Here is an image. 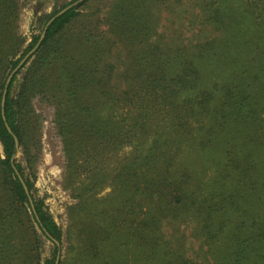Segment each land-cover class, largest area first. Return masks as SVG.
Here are the masks:
<instances>
[{
    "label": "rangeland",
    "instance_id": "374dc122",
    "mask_svg": "<svg viewBox=\"0 0 264 264\" xmlns=\"http://www.w3.org/2000/svg\"><path fill=\"white\" fill-rule=\"evenodd\" d=\"M85 1L0 0L1 13L11 14L10 21L2 23L7 34L0 53V80L7 75L8 62L19 59L33 39L40 37L51 16ZM76 10L77 18L54 41L40 47L17 73L12 90L13 98L19 96L24 128L16 160L24 181L31 183L32 199L43 203L61 229L59 264H180L185 259L216 264L206 253L196 233L197 217L191 214L183 213L182 219L172 221L142 208L139 217L130 214L126 218L128 231L122 234L120 169L129 161L136 141L122 135L132 128L124 123L128 103L121 97L137 86L136 81L125 82L122 73L125 68L135 74L144 63L138 50L140 54L148 48H158L162 58L172 63L171 57L180 54L175 73L190 70L195 77L197 72L201 75L199 90L207 95L214 92L213 107L224 126L220 139L232 140L231 154L242 149L252 157L262 187L261 210L254 205L248 185L234 184L231 193L236 197L250 194L245 199L252 204L246 207H251L249 213L229 218L245 221L242 232L246 235L257 231L254 222H262L264 232V0H88ZM140 10L150 14V34L131 42V34L122 35L121 30L137 25L134 16H140ZM150 54L147 52V59ZM148 67L152 70L153 64ZM69 75L80 85L71 84ZM74 87L79 101L69 90ZM110 89L118 96L105 99L101 92ZM177 94L180 101L199 98V93ZM148 104L159 109L162 101ZM157 120L155 114L154 122ZM153 130L149 127L138 133L149 136ZM196 148V142L184 145L179 157L191 159ZM4 157L0 142V160ZM202 160L204 157L196 159L197 166H193L202 167ZM236 162L238 159L227 165L223 159L221 164L227 170ZM215 173L213 168L195 173L194 190L200 196L217 185ZM8 186L0 169V264H42L52 259L53 244L43 237L31 210L6 198ZM212 192L224 190L214 188ZM154 227L162 234L156 243L165 244L160 248L168 251L166 260L158 257L153 261L150 244L143 249L149 258L139 260L141 251L134 240L143 235L147 239L148 230ZM127 241L130 243L125 245ZM263 247L262 238L264 258ZM215 253H221L218 246Z\"/></svg>",
    "mask_w": 264,
    "mask_h": 264
},
{
    "label": "trees",
    "instance_id": "16d2710c",
    "mask_svg": "<svg viewBox=\"0 0 264 264\" xmlns=\"http://www.w3.org/2000/svg\"><path fill=\"white\" fill-rule=\"evenodd\" d=\"M87 1L83 2L79 7ZM79 7L70 9L48 27L41 47L49 41H54L65 30V27L77 18L76 9ZM142 11L140 10V14ZM10 19L11 14H2L0 11V53L4 37L7 34L2 23L7 20L10 21ZM150 19V14L134 16L137 25L131 30L122 29V35L131 34V42L138 41L141 36L147 38L151 30L150 24H148ZM38 39L39 37L33 39L19 59H12L8 62L7 75L3 80H0V142L5 156L4 159L0 160V169L3 170L5 182L7 185L9 184V190L5 191L6 198L9 200L15 199L31 210L32 219L43 237L53 244V258L46 260L42 264H55L60 247L56 246L52 239L58 241L61 245V229L52 217L45 212L42 202H37L33 199V212L28 196L13 168L15 167L23 178L21 164L16 159L12 162L17 154V148L14 137L5 126L2 114L4 110V118L13 135L18 138L21 147L24 128L20 119L19 96L14 98L12 96L17 74L8 87L4 109H2V98L8 76L18 65L19 61L35 46ZM147 52H151L148 59ZM147 52L139 54L138 50V55L142 57L141 59L144 63L138 66L135 74L128 72L125 68L122 73V79L125 82H137L136 90H133V92L127 90L123 92V97H121L122 100L128 103L126 105V114L123 116L126 117L125 119L123 118L124 123H128L129 128H132L130 131L123 132L122 135H126L124 136L125 138H134L136 141L129 161L120 169L121 203L125 217L122 234L128 231L126 230V218L130 214L135 216V218L139 217L142 214V208H145L148 213H155L156 217L159 214L160 219L171 218L173 219L172 221L182 219L180 218L181 215L187 213L188 217L190 214L197 217L199 222L197 221L196 233L202 239L206 253L212 260H216V264H264V258L262 257V238L264 239L262 222H254L252 226L257 231L246 235L242 232L245 227V221L236 220L237 214L250 212L251 207L247 210L246 207L251 206L252 200L247 201L245 199L250 194L244 193L243 196L238 194V197H236L235 194L231 193V189L236 185H248L251 189V196H254V205L262 210V187L259 186L260 180L257 178L259 171L257 172L256 166L252 163V157L245 155L242 149L235 155L231 154L230 152L234 150L232 140L225 141L220 139L219 136L224 126H222L223 123L220 122L216 109L213 107L214 92L207 95L203 89L199 90L200 80L198 78L201 75L195 72L196 76L192 77L190 70L177 71V73L181 72V74H186L185 76L190 75L192 77L189 78L187 76L182 79L174 70L175 66L181 62L180 54H175L171 57L172 63L167 58H162V52L158 48L153 50L148 48ZM155 57L163 59L164 63H158L154 59ZM146 64L148 66L153 64L152 70L148 66L146 67ZM173 76L174 78H171ZM69 80L71 84L80 85V82L74 76L69 75ZM69 90L74 93L76 101H79L77 87ZM114 90L110 89L108 92L104 90L101 94L105 99H114L118 96L116 92H113ZM179 92L182 94L186 92L199 93V98H187L184 101H180V95L177 94ZM157 99L162 101L159 109L150 108L149 104L146 105V103L155 102ZM177 101H180V103L178 104ZM142 103L143 106L141 105ZM85 111H87L86 108L84 109ZM155 114H158L156 122H154ZM206 118L208 119L205 121ZM149 127H154L153 133L149 136H143L138 133L145 131ZM132 131H134L133 135L130 133ZM186 137L193 138L190 142L197 143V148L193 150L196 155L191 159L183 155L181 158L179 157L183 152L181 150L182 147L190 143L186 140ZM185 142L186 144H184ZM192 147L191 144L188 149ZM184 155L186 156V153ZM202 157L205 159V161L202 160L204 162L201 165L202 167H196L197 165L194 161L202 159ZM223 159H226L227 165H230L228 161H235L236 159H238L239 163L236 162L234 167L232 166V168L226 170L221 164ZM204 168H213L214 173L216 172L213 179L217 183V185L213 186V189L224 190V193L212 192V189L202 197L194 190L197 188L193 183L195 175L203 172ZM25 184L32 197L31 183L25 181ZM226 191H229V193L226 194ZM231 216L236 219H230L229 217ZM159 223L160 220L157 218V224L159 225ZM228 227L229 229L226 230ZM144 236L134 240L141 251L138 252V259L149 258L147 250L143 249L148 248L150 244L153 249L149 250V252L153 253L154 256V258L153 256H150V258L154 261V259L159 257V260L165 261V254L168 251L160 248V245H165L161 243V240H159V244L156 243L157 239H162V234L158 233V229L154 227L152 230H148L147 239ZM152 238L155 240L152 241ZM128 243L130 241H127L125 245ZM217 246L220 248L221 253L213 254ZM180 264L196 263L185 259L183 262L181 260Z\"/></svg>",
    "mask_w": 264,
    "mask_h": 264
},
{
    "label": "water",
    "instance_id": "95a60500",
    "mask_svg": "<svg viewBox=\"0 0 264 264\" xmlns=\"http://www.w3.org/2000/svg\"><path fill=\"white\" fill-rule=\"evenodd\" d=\"M79 2H75L69 6H67L66 8L62 9L61 11H59L55 16H53L49 22L46 24L42 34L40 35L37 43L35 44V46L19 61L18 65L14 68V70L10 73V75L8 76L7 78V81H6V84H5V89H4V93H3V98H2V109H4V103H5V100H6V95H7V91H8V87L12 81V79L14 78V76L26 65V63L28 62V60L38 51V49L41 47L43 41H44V38L46 36V32H47V29L48 27L57 19L59 18L60 16H62L63 14H65L67 11H69L70 9H72L76 4H78ZM2 114H3V120L5 122V126L8 130V132L14 137V140H15V144H16V148H17V154H18V149H19V142H18V138L13 135V132L11 131L10 127L8 126L5 118H4V110L2 111ZM17 154L15 155V157L13 158L12 162L17 158ZM14 168V171H15V174L17 176V178L19 179V181L21 182L22 186H23V189L26 193V195L28 196V200H29V203H30V206L34 212V202H33V199L32 197L30 196V191L28 190L26 184H25V181L24 179L21 177L20 173L16 170L15 167ZM35 214V213H34ZM36 216V215H35ZM37 218V217H36ZM47 236L49 238H51L48 234ZM52 241L54 242V244L58 247H60V243L54 239H52ZM59 261H60V252L58 251L57 253V256H56V260H55V264H59Z\"/></svg>",
    "mask_w": 264,
    "mask_h": 264
}]
</instances>
